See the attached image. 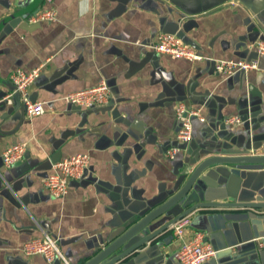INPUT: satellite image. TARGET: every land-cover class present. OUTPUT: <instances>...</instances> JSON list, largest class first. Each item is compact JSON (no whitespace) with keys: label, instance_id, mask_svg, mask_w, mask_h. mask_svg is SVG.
Instances as JSON below:
<instances>
[{"label":"crops","instance_id":"crops-1","mask_svg":"<svg viewBox=\"0 0 264 264\" xmlns=\"http://www.w3.org/2000/svg\"><path fill=\"white\" fill-rule=\"evenodd\" d=\"M51 9L56 22L29 23ZM162 34L204 59L156 53ZM262 39L264 0H0V264H49L22 251L45 234L66 260L53 264H86L206 159L264 155V57L260 70L229 78L213 63L255 60L252 46ZM39 67L29 94L53 111L30 119L10 76ZM102 80L111 89L108 105L85 110L61 100ZM10 94L13 105L3 101ZM180 103L205 121H193L192 143L172 160ZM236 117L242 122L226 123ZM20 143L28 153L8 169L3 152ZM77 154L91 158L87 175L70 182L64 199L52 198L45 180L53 164ZM200 180L206 201H264V167L216 165ZM188 217L183 240L203 232L217 250L205 264H264V209L202 208ZM183 240L171 227L117 264H179Z\"/></svg>","mask_w":264,"mask_h":264},{"label":"built area","instance_id":"built-area-1","mask_svg":"<svg viewBox=\"0 0 264 264\" xmlns=\"http://www.w3.org/2000/svg\"><path fill=\"white\" fill-rule=\"evenodd\" d=\"M49 2L51 0H48ZM57 12L53 9L40 11L31 15L29 23L38 24L42 22L53 23L57 20ZM158 54L167 55L172 59H185L192 62L202 61L203 56L199 55L192 48L184 46L179 38L175 35L162 34L158 43L153 47ZM252 49L257 54V59L252 61H213L215 71L226 77H232L238 72H250L260 70L259 60L264 57V39L256 41ZM41 67L31 71L23 69L15 70L10 79L14 85V93L19 95V101L25 110L27 118H35L44 115L47 111H53V106L45 101H36L30 97L29 89L31 85L39 78ZM13 93V94H14ZM5 96L3 101L7 104H14V95ZM111 89L105 80H102L97 86L85 90H80L66 94L61 100L71 106L85 110H93L97 107L109 104ZM176 118L179 124L177 134L178 145L168 151V157H175L182 151L186 150L193 140V121L195 119L204 122L200 110H190L185 103L178 104L176 108ZM238 117L226 120L228 124L241 123ZM28 153L26 143L15 144L7 148L2 155L5 167L11 169L22 161ZM91 158L88 154H77L53 164V171L45 180V186L54 199H64L70 190V182L82 180L88 173ZM191 221L185 217L172 226L174 236L183 240L187 228ZM22 251L27 256L42 255L49 264H53L57 259H62L65 263L57 241L45 234L40 239H35L25 243ZM217 250L207 241L203 232H197L193 239L183 240L181 247L175 254V260L179 264H205L215 258Z\"/></svg>","mask_w":264,"mask_h":264},{"label":"water","instance_id":"water-1","mask_svg":"<svg viewBox=\"0 0 264 264\" xmlns=\"http://www.w3.org/2000/svg\"><path fill=\"white\" fill-rule=\"evenodd\" d=\"M24 109V108H23ZM24 114L25 110H24ZM226 165H252L264 167V155L254 154H230L214 156L203 161L191 174L186 183L170 198L161 201L160 206L148 212L141 220L136 222L128 230L118 233L114 241L103 248L94 258L86 264H117L133 252L156 239L166 232L175 223L188 217L190 214L202 208H242L261 210L264 209V201L253 202H229L216 203L206 201L203 192H197L196 185H202L200 177L212 166ZM238 174L239 172H235ZM164 218L162 223L156 222ZM128 248L111 260L104 263L123 246Z\"/></svg>","mask_w":264,"mask_h":264}]
</instances>
